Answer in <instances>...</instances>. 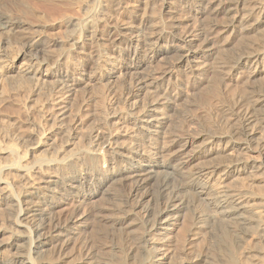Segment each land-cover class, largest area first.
<instances>
[{
  "label": "rangeland",
  "instance_id": "obj_1",
  "mask_svg": "<svg viewBox=\"0 0 264 264\" xmlns=\"http://www.w3.org/2000/svg\"><path fill=\"white\" fill-rule=\"evenodd\" d=\"M262 1L249 0L246 10ZM166 2L0 0V203L5 188L16 205L24 206L29 195L53 187L50 182L55 178H68L71 174L64 169V163L83 153L94 157L100 178L110 162L124 163L112 149L126 154L130 148L152 152L137 128L139 114L151 108L163 114L167 123L159 141L161 145L186 138L214 139L215 149H219L217 159L215 156L214 161L197 160L193 163L196 166L191 164L188 169L235 159L264 164V131L257 123V118L264 115V107L259 105L264 100V76L249 77L248 69L241 66L234 77L226 72L227 66L249 51V46L264 41V34L261 35L264 29L257 37L239 36L237 40L228 37L231 42L225 49L217 50L216 64L213 60L205 72H190L175 61L174 54H160L172 44L177 33H198L212 39L214 25L207 18L208 0H173L178 4L173 19L164 10ZM169 22L177 27L173 35L169 33ZM218 62L225 65L224 72ZM64 83L72 88L66 95ZM161 94L168 95L169 106L160 105ZM60 107H65L62 119L57 115ZM246 120H253L251 127L259 145L251 144L252 151L234 149L222 154L221 148L228 138H217L222 135L240 138ZM93 136L99 138L95 143H91ZM77 172H89V168L79 164ZM246 180L242 181L247 183ZM183 186L176 180L170 188L200 213L206 212L207 204L195 199ZM131 187V184H111L97 202L89 201L85 193L81 197L61 198L51 210L52 224L47 229L76 213L85 214L88 220L82 229L73 230L76 234L63 245H53L47 258L38 264H112L128 246L137 245L143 252L144 209L157 211L165 201L156 183L147 185L137 195L131 193ZM4 210L0 204V240L18 229L16 225L21 220ZM123 215L134 222L133 232L124 228L123 233V229L116 231L112 226L113 219ZM259 222L264 225V212ZM187 224L189 227L184 222L168 234L165 248L172 258L185 261L207 254L221 259L230 250L248 264L250 257L264 263V232L221 225L216 227L218 236L214 239L202 236L194 241ZM26 228L28 240L23 241V253L28 252L29 243L35 240L28 223ZM126 232L131 234L126 236ZM150 234L154 243L160 238L155 230Z\"/></svg>",
  "mask_w": 264,
  "mask_h": 264
},
{
  "label": "bare ground",
  "instance_id": "obj_2",
  "mask_svg": "<svg viewBox=\"0 0 264 264\" xmlns=\"http://www.w3.org/2000/svg\"><path fill=\"white\" fill-rule=\"evenodd\" d=\"M198 1L200 2V0ZM202 1L205 2L207 0ZM206 3L208 5L206 10L207 18L213 21L214 25L213 30H211L212 39H207V36L204 37L203 34L198 33L193 35L177 33L175 40H171L172 44L166 46L160 54V56L170 53L174 54L175 61L178 64L185 65V69L190 72H205L211 67L210 63L216 59V53L221 51V48L225 49L231 40L235 38L237 40L239 36L247 35L249 37L251 35L250 38H252V35L257 37L260 34L259 32L264 29V0L250 10H246L249 0H208ZM177 5L173 0H168L164 5L165 12L170 14L172 19L176 16ZM257 10L258 13H255ZM218 19L223 21L218 22ZM175 25H170L171 30L169 33L172 35L175 33L173 29L177 28ZM209 37L211 36L209 35ZM228 37L232 39L229 41ZM259 42L258 45L253 46L252 44L251 47L249 46L248 52L240 55L235 63L227 66L229 71L226 70V72L229 77H234L240 73L238 66L246 67L249 77L264 76V41L259 40ZM217 50L219 51L217 52ZM218 65L219 69L223 71L225 65L221 62H218ZM226 78L228 77L226 76ZM64 85L66 95L72 88L71 85H66L65 83ZM159 100L161 102L160 105L166 104V106H169L168 95L161 94ZM259 105L264 107V100ZM64 109L65 107L58 109V118L64 116ZM137 120V128L141 130V136L146 140L152 152L130 148L129 153L126 154L112 149V153L116 157L123 159L124 163L115 164L110 162L109 169L103 171L100 174V178H97L99 169L94 157L87 152L83 153L79 157L64 163V169H67L71 174L68 178L59 176L50 182L53 187L50 186L49 188H43L40 192L31 193L29 200L23 202L24 206H20L18 203L16 205L12 196L6 195L5 188H2L5 196H3L0 204L10 213L16 214L21 220L16 225L18 229L11 231L5 240H0V264H38L45 260L49 254V249L53 245H63L66 240L76 234L73 230L83 228L87 219L85 214L76 213L69 217L67 221L53 224L50 229H47L48 225L52 224L50 220L51 210L54 209L58 201L61 198H66L65 196L81 197L85 193L89 201L95 200L97 202L96 199L107 191L109 185L114 183L131 184V193L133 195H137L147 185L156 183L165 205L157 211L148 208L144 209L145 219L141 222L143 227L141 237L143 245L141 244L142 242L140 243L143 252L135 244L132 247L128 246L127 249H124V247L122 248L124 250L121 251L122 255L116 257L112 264H248V262H244L240 256L238 257V255H235L236 253L234 254L230 250H227L229 251L228 253L226 252L227 254L223 252L225 257H221L222 260L207 254H198L185 261L176 260L171 257L165 247L169 240L168 234L184 222H186L187 226V223H189L192 230L191 237L194 241H197L202 236H211L214 239L218 236H215L217 234L216 227L219 228L221 225H226L228 228L233 227L240 231L256 228L264 232V225L259 222L260 215L264 212V164L235 159L226 163H209L188 169L197 160H209L216 156L219 149H215L214 139L209 137L186 138L172 140L167 146H164L159 142L167 124L164 122L163 114L157 112L156 108H151L146 113L139 114ZM257 120L259 128L264 131V115L257 118ZM252 123L253 120L244 122L240 138L230 139L228 135H222L217 138V140L228 138L224 142V147L221 148L222 154L234 149L252 151L251 144L259 145L256 141V132L251 127ZM98 140L97 136L91 137V143H95ZM138 157H144L145 160L140 161ZM79 164L87 165L89 172H77ZM243 178L247 179V183L242 181ZM176 180L183 184V188L188 189L195 199L204 201L209 209L204 213H200L189 202L178 198V194L170 188ZM113 220L111 222L115 230L116 228L123 229L122 232L124 228L132 230L133 221L131 222L127 216L123 215L122 218ZM27 223L35 233V240L29 243L28 252L23 253L21 251L24 245L23 241L26 243L28 240L26 234ZM108 228L112 229L111 227ZM152 230H155L157 236L160 237L155 240V243L152 242L150 234ZM219 230H222V228ZM223 230L225 232L224 228ZM126 233L125 235L127 236L129 233ZM117 234L119 233L117 232ZM117 234L115 235L117 236ZM121 235L119 234V236ZM138 238L137 240H139ZM215 244L219 246V243ZM230 245L232 246L231 243ZM227 248L230 249L229 246ZM231 248L234 249V246ZM223 249L225 250V248ZM115 255L117 256V254ZM249 259L251 260H249L250 264H264L263 261L256 257H250Z\"/></svg>",
  "mask_w": 264,
  "mask_h": 264
}]
</instances>
